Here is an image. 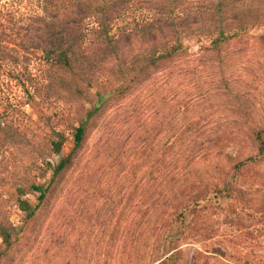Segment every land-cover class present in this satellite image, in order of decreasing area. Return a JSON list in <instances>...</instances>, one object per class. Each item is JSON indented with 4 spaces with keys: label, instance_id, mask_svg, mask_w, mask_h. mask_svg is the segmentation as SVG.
Listing matches in <instances>:
<instances>
[{
    "label": "rangeland",
    "instance_id": "rangeland-1",
    "mask_svg": "<svg viewBox=\"0 0 264 264\" xmlns=\"http://www.w3.org/2000/svg\"><path fill=\"white\" fill-rule=\"evenodd\" d=\"M50 2L0 0V36L18 57L14 65L0 53V107L16 104L7 118L0 113L10 121L0 132V220L7 212L10 222L19 221L21 213L6 199L12 186L47 181V164L69 150L73 127L86 119L100 94L111 95L39 235L14 264H160L165 257L167 264H264V159L253 157L237 172L231 167L255 154L243 115L264 126V26L225 42L217 53L206 39L185 37L173 67L134 83L125 69L142 64L147 44L162 32L141 28L142 16L126 10L118 21L120 56L104 48L87 50L74 87L70 76L36 50L49 38L34 17L52 16L43 9ZM10 70L35 86L33 92L28 88L31 95L6 76ZM177 127L187 135L172 150L193 159L186 162L188 170L179 161L170 165L177 172L175 185L180 189L194 176L218 182L225 173L233 190L208 194L184 225L173 223L184 232L168 243L167 225L160 234L154 229L160 228L155 219L169 181L162 164L142 163L138 150L145 142L160 148L164 132ZM53 131L65 138L59 154L49 148ZM25 198L34 202L32 194Z\"/></svg>",
    "mask_w": 264,
    "mask_h": 264
},
{
    "label": "trees",
    "instance_id": "trees-1",
    "mask_svg": "<svg viewBox=\"0 0 264 264\" xmlns=\"http://www.w3.org/2000/svg\"><path fill=\"white\" fill-rule=\"evenodd\" d=\"M43 7L46 12H51L52 16L36 15L34 20L44 33H48L49 40L46 45L37 46L36 50L41 52L43 60L52 68L70 76L74 87L78 77L77 70L87 50L93 47L104 48L108 49L113 57L120 56L121 25L118 21L126 10L138 12V15L142 16L141 28L162 32L161 39L147 44L142 64L132 63L125 69V75H129L128 82L134 83L142 80L146 74L168 71L173 67L175 58L183 52L182 39L185 37L194 35L204 38L208 41V49L217 53L225 42H237L249 29L264 26V0H51L47 7ZM3 42L5 41L0 36V53L8 57L10 64H18V57ZM6 76L18 83L17 87H20L25 95H31L35 89L33 84L25 85V80H20L15 70L6 72ZM28 88L33 90L29 92ZM117 92L118 96L123 94L122 90ZM0 93H3L2 84ZM110 95L100 94L87 110L86 119L73 127L69 150L60 156L55 164H47L50 173L47 181H29L12 186L6 199L10 202L9 205L16 207L21 216L16 224L9 221L7 212L3 220H0V264H14L34 243L62 189L65 176L76 165L87 135L105 111ZM15 106V103L7 101V106L2 104L0 107V113L7 118ZM242 119L248 123L247 129L255 154L231 164L234 172L253 157L264 159V126L258 125L250 115L244 114ZM9 127L10 121L0 119V132H5ZM164 134L166 137L163 146L154 149L145 142L139 148L138 154L143 159L142 163L149 164L150 167L155 163L162 164L165 180L169 181L166 182L162 193L161 212L155 219L160 228L158 226L154 231L162 233L161 229L166 224L168 243H171L184 232L179 227L178 230L174 229L173 223L184 225L182 222L186 215L207 199L208 194L219 195L225 192L224 195H228L227 192L232 191L233 186L224 173L218 182L200 180L194 176L179 189V186L175 185L177 172H174L175 168L170 165L174 166V162L179 161L182 170H188L186 162L193 158L184 154L182 149L176 153L172 149L177 146V142L182 143L185 140L187 129L177 127L165 131ZM64 140L61 132L53 131L48 142L50 150L59 154ZM179 179V182L185 181L184 176ZM192 189L197 191L196 194H191ZM28 193L34 195L33 203L25 198ZM149 214L151 216L152 211ZM171 257L173 258V255ZM169 260L165 257L160 264L171 263Z\"/></svg>",
    "mask_w": 264,
    "mask_h": 264
}]
</instances>
